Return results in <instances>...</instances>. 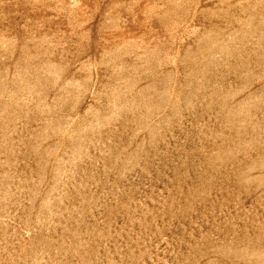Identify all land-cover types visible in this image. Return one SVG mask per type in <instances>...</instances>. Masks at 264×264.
Masks as SVG:
<instances>
[{
	"label": "rangeland",
	"instance_id": "374dc122",
	"mask_svg": "<svg viewBox=\"0 0 264 264\" xmlns=\"http://www.w3.org/2000/svg\"><path fill=\"white\" fill-rule=\"evenodd\" d=\"M0 264H264V0H0Z\"/></svg>",
	"mask_w": 264,
	"mask_h": 264
}]
</instances>
